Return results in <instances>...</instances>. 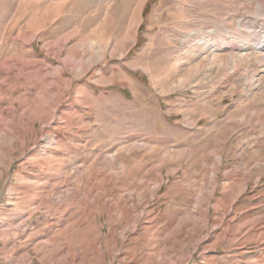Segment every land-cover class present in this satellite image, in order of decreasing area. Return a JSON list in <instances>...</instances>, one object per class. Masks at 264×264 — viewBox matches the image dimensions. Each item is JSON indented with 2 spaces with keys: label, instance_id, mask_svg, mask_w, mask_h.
<instances>
[{
  "label": "rangeland",
  "instance_id": "obj_1",
  "mask_svg": "<svg viewBox=\"0 0 264 264\" xmlns=\"http://www.w3.org/2000/svg\"><path fill=\"white\" fill-rule=\"evenodd\" d=\"M0 264H264V0H0Z\"/></svg>",
  "mask_w": 264,
  "mask_h": 264
},
{
  "label": "trees",
  "instance_id": "obj_2",
  "mask_svg": "<svg viewBox=\"0 0 264 264\" xmlns=\"http://www.w3.org/2000/svg\"><path fill=\"white\" fill-rule=\"evenodd\" d=\"M122 91H124V90H122Z\"/></svg>",
  "mask_w": 264,
  "mask_h": 264
}]
</instances>
